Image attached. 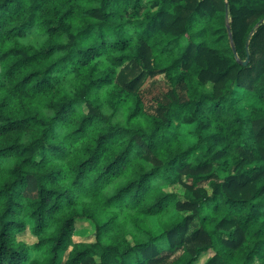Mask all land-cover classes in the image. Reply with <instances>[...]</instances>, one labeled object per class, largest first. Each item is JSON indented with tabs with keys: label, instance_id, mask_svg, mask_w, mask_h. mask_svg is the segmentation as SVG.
Here are the masks:
<instances>
[{
	"label": "clouds",
	"instance_id": "obj_1",
	"mask_svg": "<svg viewBox=\"0 0 264 264\" xmlns=\"http://www.w3.org/2000/svg\"><path fill=\"white\" fill-rule=\"evenodd\" d=\"M0 264H264V0H0Z\"/></svg>",
	"mask_w": 264,
	"mask_h": 264
}]
</instances>
